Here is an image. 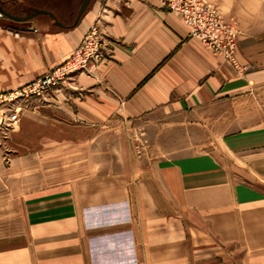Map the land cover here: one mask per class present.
Instances as JSON below:
<instances>
[{"label":"rangeland","instance_id":"obj_1","mask_svg":"<svg viewBox=\"0 0 264 264\" xmlns=\"http://www.w3.org/2000/svg\"><path fill=\"white\" fill-rule=\"evenodd\" d=\"M211 4L264 67V0ZM55 90L0 94V264H264V90L70 129Z\"/></svg>","mask_w":264,"mask_h":264},{"label":"crops","instance_id":"obj_2","mask_svg":"<svg viewBox=\"0 0 264 264\" xmlns=\"http://www.w3.org/2000/svg\"><path fill=\"white\" fill-rule=\"evenodd\" d=\"M2 1L15 16L37 10L53 16L36 14L15 22L0 14L2 95L67 59L92 23L97 21L106 35L110 56L94 74L79 73L71 89L53 91L47 107L55 127H96L114 118L196 111L239 99L257 101L264 90L259 53L256 57L240 42L233 67L190 37L179 16L162 7V0H89L79 18L82 0ZM206 1L220 9L225 3ZM247 136L241 129L237 142L247 144ZM237 200L252 201L255 195L239 190ZM156 260L155 264H182L174 257L161 259L160 253ZM190 264L197 263L190 260ZM248 264L261 263L251 259Z\"/></svg>","mask_w":264,"mask_h":264},{"label":"built area","instance_id":"obj_3","mask_svg":"<svg viewBox=\"0 0 264 264\" xmlns=\"http://www.w3.org/2000/svg\"><path fill=\"white\" fill-rule=\"evenodd\" d=\"M162 7L176 13L188 28L189 36L196 38L215 56L233 67L236 33L226 25L217 8L206 0H162ZM110 56L109 45L98 22L86 29L80 43L70 56L34 81L10 92L8 99L43 97L56 88H65L71 77L84 73L93 75L96 68Z\"/></svg>","mask_w":264,"mask_h":264},{"label":"water","instance_id":"obj_4","mask_svg":"<svg viewBox=\"0 0 264 264\" xmlns=\"http://www.w3.org/2000/svg\"><path fill=\"white\" fill-rule=\"evenodd\" d=\"M88 2H89V0H82L77 18H79L83 14ZM0 14H1V16H3V18L8 19L10 21H15V22H24V21L28 20L29 18H32L36 14H48L53 19V16L50 13H48L47 11H43V10H37L35 13H33L31 15L20 17V16H15V15L5 11L4 9H2L0 7Z\"/></svg>","mask_w":264,"mask_h":264},{"label":"flooded vegetation","instance_id":"obj_5","mask_svg":"<svg viewBox=\"0 0 264 264\" xmlns=\"http://www.w3.org/2000/svg\"><path fill=\"white\" fill-rule=\"evenodd\" d=\"M0 7H1L2 9H4V10L7 11V9H6L5 6H4V2H3L2 0H0Z\"/></svg>","mask_w":264,"mask_h":264}]
</instances>
